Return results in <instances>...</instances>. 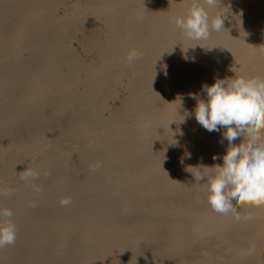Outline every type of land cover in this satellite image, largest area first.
I'll use <instances>...</instances> for the list:
<instances>
[{
	"label": "bare ground",
	"instance_id": "bare-ground-1",
	"mask_svg": "<svg viewBox=\"0 0 264 264\" xmlns=\"http://www.w3.org/2000/svg\"><path fill=\"white\" fill-rule=\"evenodd\" d=\"M189 5L0 0V207L17 230L0 264H264V207L218 215L187 171L228 147L192 94L264 79V0H219L208 11L225 29L205 41L173 21ZM26 167L48 172L38 196Z\"/></svg>",
	"mask_w": 264,
	"mask_h": 264
},
{
	"label": "clouds",
	"instance_id": "clouds-1",
	"mask_svg": "<svg viewBox=\"0 0 264 264\" xmlns=\"http://www.w3.org/2000/svg\"><path fill=\"white\" fill-rule=\"evenodd\" d=\"M219 0H190L189 7L182 15L173 17V21L183 36L191 41L208 40L212 32L224 30L223 14L210 18L209 8H215ZM228 32V31H227ZM201 45L199 43L191 46ZM139 52L132 48L127 54V61L139 59ZM206 99L197 94L192 98L197 101L194 115L197 122L209 132L223 129V140L228 147L221 157L222 163L213 166L192 167L188 170L196 182L207 181L206 199L211 209L218 215L241 219V214L234 205L264 207V79L234 78L214 79L211 84H204ZM240 143H236V141ZM186 153L184 159H190ZM183 162V161H181ZM41 174L48 172L25 168L20 178L29 183L35 193L40 188L32 183ZM11 190L0 191V195H10ZM70 197L59 201L61 207L70 206ZM35 207L34 203L29 204ZM13 212L7 207H0V248L12 245L16 241L17 230L13 221ZM251 213L243 216L247 220Z\"/></svg>",
	"mask_w": 264,
	"mask_h": 264
},
{
	"label": "rangeland",
	"instance_id": "rangeland-1",
	"mask_svg": "<svg viewBox=\"0 0 264 264\" xmlns=\"http://www.w3.org/2000/svg\"><path fill=\"white\" fill-rule=\"evenodd\" d=\"M64 9H65L64 6L59 8L60 11H63ZM66 43H67V41H66ZM119 103H120L119 101H115V105H118Z\"/></svg>",
	"mask_w": 264,
	"mask_h": 264
}]
</instances>
